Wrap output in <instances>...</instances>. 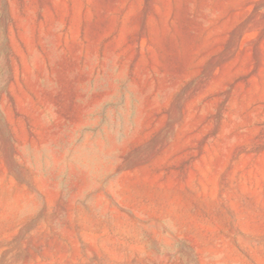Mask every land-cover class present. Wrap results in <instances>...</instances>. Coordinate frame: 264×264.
Here are the masks:
<instances>
[{
    "label": "rangeland",
    "instance_id": "obj_1",
    "mask_svg": "<svg viewBox=\"0 0 264 264\" xmlns=\"http://www.w3.org/2000/svg\"><path fill=\"white\" fill-rule=\"evenodd\" d=\"M0 264H264V0H0Z\"/></svg>",
    "mask_w": 264,
    "mask_h": 264
}]
</instances>
